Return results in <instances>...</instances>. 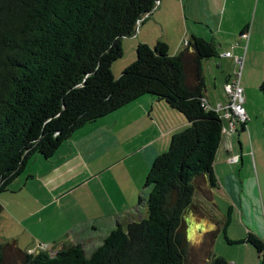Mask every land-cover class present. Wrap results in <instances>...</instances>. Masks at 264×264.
<instances>
[{"label": "trees", "instance_id": "1", "mask_svg": "<svg viewBox=\"0 0 264 264\" xmlns=\"http://www.w3.org/2000/svg\"><path fill=\"white\" fill-rule=\"evenodd\" d=\"M158 1L0 0V193L32 157L52 158L75 131L142 96L164 101L189 122L148 173V198L139 199L146 218L118 227L90 256L80 245L29 254L15 242L0 243V264H7L9 250L19 256L12 264H189L184 215L195 205L199 178L207 176L215 186L225 123L203 107L200 62L199 84L188 86L186 51L172 56L166 43L140 44L136 61L119 77L113 73L124 56L123 39L136 34ZM192 39L198 60L218 56L213 43ZM245 242L264 264V241L250 233ZM208 264L229 263L213 255Z\"/></svg>", "mask_w": 264, "mask_h": 264}, {"label": "crops", "instance_id": "2", "mask_svg": "<svg viewBox=\"0 0 264 264\" xmlns=\"http://www.w3.org/2000/svg\"><path fill=\"white\" fill-rule=\"evenodd\" d=\"M192 38L213 43L218 56L198 60L195 49L185 46ZM158 42L166 43L172 56L186 51L191 89L199 84L196 68L201 63L204 100L210 107L228 102L226 92L218 90V77L222 75L225 87L238 73L235 58H245L240 84L249 121L223 135L213 166L215 186L207 176L199 178V196L191 210L219 218L212 233L219 231L224 239L226 235L234 242L225 239L227 245L235 247L227 250L220 244L218 250L220 235L206 245L207 232L201 237L205 245L198 264H208L213 255L229 264H261L245 240L251 233L264 241V0H160L136 34L123 39L124 60L114 63V76L136 61L140 44L154 47ZM227 53L231 57H225ZM212 69H217L214 90L207 84ZM188 126L183 114L145 95L75 131L52 158L35 155L0 193V243L15 242L24 253L40 245L51 253L80 245L90 256L118 227L147 217L146 203L139 199L148 198V173L169 149L172 136ZM18 257L9 250L11 263Z\"/></svg>", "mask_w": 264, "mask_h": 264}, {"label": "rangeland", "instance_id": "3", "mask_svg": "<svg viewBox=\"0 0 264 264\" xmlns=\"http://www.w3.org/2000/svg\"><path fill=\"white\" fill-rule=\"evenodd\" d=\"M123 60L124 59L122 57L121 59H119L117 61L118 63L117 62L116 63L122 64ZM212 71H213L212 74L207 75V84H208V86L211 87L212 90H214L213 84L215 83L214 79H215V76L217 74V69H212ZM238 71L239 70L237 68V72ZM221 76L222 75H220L218 77V82H217L218 90L222 93L224 90V93H225L223 81L220 78ZM214 94L218 95L219 92H215ZM227 100H228V98H227ZM196 195L199 196L198 192H196ZM184 221H185V224L187 227L186 231H187L188 243H189V247H190L189 248V264H198V260L202 257L201 255H203V252H204V249H203L204 247L202 246V244H204V241L201 239V237L204 238V234L207 232H209V234H208L209 241H205V243H208L206 245L209 246L210 241L211 242L215 241L216 237L218 235H220V241H218V244H217L218 250H220L221 245H225V248H227V250L235 248V247H232L230 245H227V243L224 239V234L222 235L221 232L216 231L215 233H212V230H215V228L218 226L217 221H219V218L211 219L207 216H204V217L198 216L196 214L195 210H191L190 212L188 211L184 215ZM6 244H7V242L4 243V245H6ZM7 264H12V263L7 259Z\"/></svg>", "mask_w": 264, "mask_h": 264}, {"label": "built area", "instance_id": "4", "mask_svg": "<svg viewBox=\"0 0 264 264\" xmlns=\"http://www.w3.org/2000/svg\"><path fill=\"white\" fill-rule=\"evenodd\" d=\"M160 1V0H159ZM159 1L157 4H159ZM144 18V17H143ZM142 18V20H143ZM140 20L138 25L141 23ZM248 37V34L244 35ZM189 43L186 42L185 46H188ZM225 57H231V53L225 54ZM235 62L238 68V73L236 78L232 81H229L225 84V92L228 96V102L226 104H220L216 107H210L207 102L204 100L203 107L207 110H214L220 115L224 121L223 135L234 133L237 130V125H246L249 121V117L246 113V110L243 106L244 104V90L240 84V79L244 67L245 58L236 57ZM239 157H233L232 162L238 161ZM48 247L46 245H40L39 250H46ZM34 251H29V254H32Z\"/></svg>", "mask_w": 264, "mask_h": 264}]
</instances>
